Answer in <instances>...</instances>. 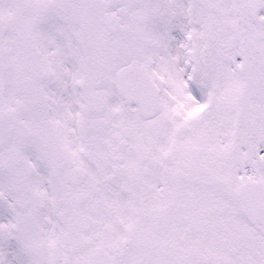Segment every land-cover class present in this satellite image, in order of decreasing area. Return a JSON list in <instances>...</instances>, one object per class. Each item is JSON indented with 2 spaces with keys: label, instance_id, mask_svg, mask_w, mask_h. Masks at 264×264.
I'll return each mask as SVG.
<instances>
[{
  "label": "rangeland",
  "instance_id": "obj_1",
  "mask_svg": "<svg viewBox=\"0 0 264 264\" xmlns=\"http://www.w3.org/2000/svg\"><path fill=\"white\" fill-rule=\"evenodd\" d=\"M63 1L66 2L67 0ZM251 1L258 12L257 24L259 28H257V31L259 35L263 37L262 45L264 47V0ZM74 3L79 4L74 14L71 13V8L67 9L66 5H64V10L59 13L60 16H55L50 24H60V29L62 27L61 24L94 25V33L91 32L94 35L90 38L94 40L92 46L96 49L94 54L101 56L105 52L112 50V54L115 56L112 60L114 62L112 68L115 63H121L123 58H125V54L120 52L121 49L119 48L126 43L127 45L135 44L137 36H140L142 33H145L146 37L150 35L149 39L156 44L155 46H158L159 53L156 59L161 73H164L167 77V84L165 87L167 88L168 99L172 101L174 97L175 102H177V105H175L173 109L171 103L169 106L166 104L164 107V114H167L170 121L169 124L171 125L167 130V138L165 140H158L159 145L163 148L162 150L169 148L173 136L171 129L182 122L179 119L194 114L196 112V106L200 105L199 110H201L202 107L205 106L204 104L207 100L209 102V100L212 99L215 103L220 101L224 92H226L229 87L232 89V92H234L236 89L232 87L240 84L241 93L244 92V94L251 95L250 98L252 99L258 98L259 91H253L252 84L249 85L248 79L242 70L241 62L238 60V66H236V64L233 63V59H231L232 50L227 49L229 44H233V41L236 42V35L233 30L227 34L226 41L223 42L224 46L219 54L217 53L218 51H215L207 55L209 60L213 58V61L215 59L218 61L215 68L209 66L208 69L211 68L212 72L209 73L205 67H201L202 69L200 72L198 71L199 74L196 79H194V74L191 72V69H194L191 52L193 44L191 45V43L194 41L192 37H195V35L199 33L200 27L198 24L203 22L209 28L211 24H232L228 0H204L203 3L198 4L197 9V0H124L123 7L119 8L108 6V0H70L71 5ZM16 4L19 9L17 14L18 22L26 24L24 22L26 15L33 16V13L25 11L23 1H21V3L17 1ZM103 7L105 8L102 11ZM115 10H120L125 15V23L128 25V31L126 33H110L103 24V13L105 11L113 12ZM197 10L201 11V13L198 14ZM8 11V5L1 1V15L6 16ZM222 14L224 15V21H222ZM67 16L70 17V22H68ZM141 16H145L146 19L139 20ZM7 20V16L3 18L4 24H7ZM61 21H63V23ZM140 24H149L150 27L144 31L143 26ZM87 29V27L83 28L84 34H80L79 38L86 34ZM11 38L10 33L0 38V55L4 52L3 48H10L12 46ZM223 38L224 37L221 39ZM59 46L62 49L59 48V56L57 59H60V62L63 63V70H55L52 76H49L47 72L45 73L48 76L46 75L44 77L42 88H44L43 91L47 100L46 107L42 108L35 104H31L29 108L25 107L24 104L19 106L18 102H23L25 100H27L28 103L33 102L25 94L22 87L16 86V84H18L17 80L13 84L12 80H8L6 75H0V86L4 82V90H0V153L5 149H12L14 147L19 148L21 144L29 148L33 146L37 149L38 147L39 149H46L48 147L47 144H43L42 142L43 138L45 139L46 136L51 137L55 141L58 137H64L62 149H64V147L73 149L85 148L90 143H93V147H95L96 143L99 144V142H101V146L98 148L100 152L105 154V156L110 153V148L112 147L110 144L111 142L113 143L112 138H110L111 131L100 133V139L95 138L89 128L88 116H86L84 109V97L88 95L87 93L93 88L92 84L95 82L94 70H90L88 73V90L82 92L81 89H78L79 79L84 75L83 69L85 68L86 70L82 53L79 54L78 61L70 62L64 44ZM46 50L48 52L49 48L47 47ZM8 59V53L6 54V58H0L1 61L9 64ZM199 60L200 63L198 66L204 61L203 53ZM93 63H95V61L91 62V64ZM23 66L24 65L21 64L19 67ZM159 69L156 71L157 75L160 74ZM46 70L47 69H45V71ZM104 74L105 78H107L108 74ZM102 86L106 87L104 84ZM119 101L117 95L114 94L111 99V108H109L113 117L112 129L114 133L120 132L122 128L121 117L119 114H116L120 109L116 106ZM208 102H206V104ZM174 111L181 116L179 118L174 116ZM224 112L225 108L221 109V117L224 116ZM216 118L217 116H215V118L214 116L208 118L205 124L213 123ZM27 136L33 139L32 146ZM20 141L21 144L19 143ZM115 146L118 145L116 144ZM121 152L120 149L118 154ZM21 154L24 155V153ZM26 154L27 156L29 154V157L32 159L35 174L37 166H43V164L40 163L41 157L38 156L37 152H27ZM34 154L38 157H34ZM74 155H77L78 159L81 157L76 150L74 151ZM0 159H2V161H7L3 164L10 165V155L8 153L1 155ZM136 160L137 154L132 155L130 161L136 162ZM115 163L118 166L120 165L118 162ZM37 169L39 170V168ZM93 172L91 173L93 175H91L89 179L98 180L99 178H97L95 172ZM34 174L35 183L32 187L35 186L37 188V186H39L38 190L41 200H44V202L46 196H53V190L59 196H63L70 189V187L67 186L65 189L61 186L56 187L54 185L53 187V184L51 185L50 183L52 176L49 170L45 169L42 176ZM115 182L116 181L113 180V183ZM11 185L12 182L9 181L8 174L1 172L0 191L2 190V192H4L5 198L0 201V264H23L24 262L33 264L31 260H29L31 259L30 256L29 259H26L27 254H25V249L17 236L14 235L15 233L13 232V234L8 229L11 224L9 218L12 216V204H10L9 201L12 200L14 202V197H10V193L12 195L14 194L13 189L10 187ZM34 190L35 189L32 188V196L28 197L31 198L32 204L26 205V207L33 210L32 212L35 214L38 213V211L37 209L34 210V208H37L34 204L36 200L40 199L33 195ZM254 199H256V197H254ZM120 203L121 206L118 207L117 212H124L126 217L132 215L133 209L136 206L133 196L131 194H124ZM255 205H258L260 208L259 200L255 202ZM255 205L252 204V207ZM23 206L25 205H22V207ZM84 207H88L91 213V204L85 205ZM23 212H26V209H24ZM40 213L42 214V220L40 219V221L46 227V240L49 242V240L55 238L56 228L53 224H57L59 220L50 214L48 207L47 213ZM63 213V228L64 231L67 232V225L69 222L71 223L72 220V211L67 210ZM81 213L83 216L90 214H86L84 211H81ZM100 213L104 214L103 211ZM45 216L50 219L47 223L43 222ZM257 216L262 220H259L258 226L260 227L264 224V215H262V211ZM92 218L95 219L94 217ZM96 218H100V216ZM124 222L129 223V221L125 220ZM262 229L260 228L259 231L261 235L264 234V226ZM210 235L214 236L213 242L209 244L208 240H206L205 244L217 246L220 243L218 236L216 234ZM56 240L62 243L65 238H63V235H60L56 237ZM260 250H263L262 244L257 245V250L254 251V255ZM61 254L63 253H60V255ZM69 255L73 256V253L68 252L67 256ZM259 260H264L263 256H261Z\"/></svg>",
  "mask_w": 264,
  "mask_h": 264
},
{
  "label": "water",
  "instance_id": "obj_2",
  "mask_svg": "<svg viewBox=\"0 0 264 264\" xmlns=\"http://www.w3.org/2000/svg\"><path fill=\"white\" fill-rule=\"evenodd\" d=\"M233 4L243 49L252 62L258 81L264 85V60L252 34L253 15L251 8L246 0H233ZM261 140H264V105L245 104L240 108L237 117V131L233 150L237 151L241 144L246 145V158L251 161L253 157H256V162L259 164L262 162L259 156Z\"/></svg>",
  "mask_w": 264,
  "mask_h": 264
},
{
  "label": "flooded vegetation",
  "instance_id": "obj_3",
  "mask_svg": "<svg viewBox=\"0 0 264 264\" xmlns=\"http://www.w3.org/2000/svg\"><path fill=\"white\" fill-rule=\"evenodd\" d=\"M22 146V145H21ZM23 147V146H22ZM22 151H26L25 148H20V149H13L11 151V156L14 158L16 155H19L20 152ZM54 149H50V152H53ZM97 154H95L92 149H88V151H86V157L87 158H90V159H94V157L96 156ZM13 161L15 162L16 160L13 159ZM57 161L59 163V165H63L64 166H69V165H72V161L71 159L69 158V155L67 153H62V154H59V156H57ZM13 168L15 169L16 168V164L13 165ZM22 180V179H21Z\"/></svg>",
  "mask_w": 264,
  "mask_h": 264
},
{
  "label": "bare ground",
  "instance_id": "obj_4",
  "mask_svg": "<svg viewBox=\"0 0 264 264\" xmlns=\"http://www.w3.org/2000/svg\"><path fill=\"white\" fill-rule=\"evenodd\" d=\"M242 202L244 203V207H245V209L249 211V216H250V218L255 222V221H256V217H255V215H253V214L250 212V207H248V203H247V201H246L245 199H243Z\"/></svg>",
  "mask_w": 264,
  "mask_h": 264
}]
</instances>
